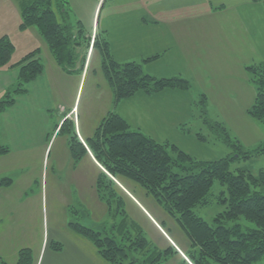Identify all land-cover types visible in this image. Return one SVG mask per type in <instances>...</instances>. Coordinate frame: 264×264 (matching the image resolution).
Returning <instances> with one entry per match:
<instances>
[{
    "label": "rangeland",
    "instance_id": "1",
    "mask_svg": "<svg viewBox=\"0 0 264 264\" xmlns=\"http://www.w3.org/2000/svg\"><path fill=\"white\" fill-rule=\"evenodd\" d=\"M55 1L63 2L70 23L76 26L80 22L88 34L97 35L99 42L104 35L112 57L118 54L117 46L119 51L124 48L128 52V48L125 49L129 46L128 39L135 33L142 34L141 28L158 25L159 21L155 20L163 22L169 15L182 19L183 15L189 17L212 7L225 10L192 20V26H198L200 31L197 57L195 54L192 60L185 59L187 62L182 65L166 56L154 64L158 76L184 78L189 83L188 88L165 86L154 92L140 89L115 103L101 70L100 45L88 50L83 75L80 66L84 48L78 49L79 57L73 66L76 69L63 74L46 99L52 131L45 156L21 160L20 165L6 175L15 181L14 188L0 190L1 258L13 264L18 251L28 248L37 264H110L95 254L90 240L77 233L71 223L102 230L118 227L124 219L128 229L142 230L151 249L175 247L178 254L171 251L166 260L161 258L160 264H189L191 261L186 254L192 250L191 240L161 203L135 181L122 180L129 192L120 181L116 182L126 191L122 194L126 213L121 214L114 204L109 209L95 189V178L102 167L92 153L89 155L88 149L75 160L66 144L67 136L57 131L53 136L52 133L62 116L74 106L75 127L81 136L92 134L108 111L115 110L131 130H139L158 143L175 145L196 160H213L233 151L232 146L220 139L222 133L213 125L214 121L226 126L230 137L238 139L244 149L257 147L264 140V122L248 113L255 100V87L246 67L264 65V0ZM20 8L19 0H0V38L6 36L14 45L11 62L20 60L32 49L43 51L47 45L39 32L42 40L37 38L36 42L32 37L36 35L35 26L20 28ZM159 14L168 15L155 19ZM215 27H221L227 35L215 33L212 30ZM206 45L208 52L214 50V53L199 58L203 54L200 48ZM141 48L134 45L129 52H142ZM160 69H163L161 75ZM142 70L146 72V64ZM3 78L0 74V84ZM4 93L0 90V98ZM73 117L70 120L74 121ZM32 126L38 127L35 122ZM4 133L0 122L2 140ZM7 157L2 163L8 162L10 156ZM237 168L257 173L264 168V154L236 159L230 169ZM30 177L33 179L28 185ZM220 188L216 181L211 191L216 193ZM221 210L223 207L215 203L195 208V212L209 222ZM239 222L253 226L243 218ZM114 232L119 237L118 231L114 229ZM135 264L151 263L138 260Z\"/></svg>",
    "mask_w": 264,
    "mask_h": 264
},
{
    "label": "trees",
    "instance_id": "2",
    "mask_svg": "<svg viewBox=\"0 0 264 264\" xmlns=\"http://www.w3.org/2000/svg\"><path fill=\"white\" fill-rule=\"evenodd\" d=\"M19 1L20 28L35 26L54 60L65 72L75 68L79 48H84L81 57L84 60L80 66L83 70L88 50L100 45L101 70L115 103L140 89L154 92L165 86L188 88L189 83L184 78L157 77L144 72L140 62L114 59L108 53L104 36L99 42L97 35L92 37L88 34L80 22L75 26L67 20L68 13L63 2ZM13 51V43L6 36L1 37L0 68L18 67V75L15 85L0 98V113L13 106L15 96L25 93L27 84L40 76L44 69L39 48L12 63ZM246 68L255 87V100L248 113L264 122V65H249ZM213 125L220 129L223 135L220 139L233 147L232 153L213 160L193 159L175 145L158 143L139 130H131L115 110L108 111L93 133L84 139L86 147L76 134L74 121L66 117L55 129L67 136L66 143L75 160L89 149L102 167L94 185L109 209L114 204L121 214L126 213L122 187L127 192L129 190L122 180L135 181L161 203L179 221L191 240L192 250L185 253L191 264H211L209 260L219 264H264V168L257 173L243 168L230 169L236 159L264 154V140L257 147L246 150L238 139L230 137L226 126L215 121ZM8 152V146L0 145V155ZM216 181L221 188L214 193L211 190ZM12 182L10 177L1 178L0 187L9 186ZM214 203L222 206L223 210L217 212L211 222L195 212L196 207ZM240 218L253 226L240 223ZM71 226L90 240L99 256L110 264H135L138 260L160 264L161 258L166 260L171 251L178 254L172 245L165 250L151 249L142 230L128 229L124 219L118 227L110 229L95 230L80 223H71ZM152 254L153 258L150 257ZM0 264L7 263L0 257ZM13 264L37 263L30 249L21 248Z\"/></svg>",
    "mask_w": 264,
    "mask_h": 264
},
{
    "label": "crops",
    "instance_id": "3",
    "mask_svg": "<svg viewBox=\"0 0 264 264\" xmlns=\"http://www.w3.org/2000/svg\"><path fill=\"white\" fill-rule=\"evenodd\" d=\"M221 8H223V6ZM215 9L219 8L212 7L207 10H200V12L202 13H192L189 14V17L183 15L182 19L177 18L173 15H169V17H166V15L168 14H166L165 16L164 14H159V16L155 17V19H161L162 17H166L164 18L163 22H161L160 20H155L156 22L159 21L160 23L158 22V25L155 26H146L145 28H141L142 34L135 33L131 36L132 38L128 39L129 41L127 42L129 46L127 45V47L125 48H128V52H125L124 48H121L119 51L117 46L118 54L116 56L114 55L113 57L117 61L121 62L135 61L140 62L141 64L143 63V65L146 64V73L148 72V74L150 73L154 76L160 77L158 76V74L155 73L154 65L155 62L159 61V59H165L166 56H168L169 58H171V60L178 62L180 61V63L182 62V65H184L183 62H187V59L192 60L191 56L194 57L196 51L198 50L197 44L199 42L200 31L198 29L199 27L192 26L191 22L195 18L197 20L201 19L204 14L209 16L210 14L225 10L224 8L222 10ZM179 16L180 15H178V17ZM182 22H185L186 24L182 25ZM228 23L232 24L231 22ZM212 30H214V32L217 34H221L222 36L227 35L221 27H215ZM35 34L36 35H32V37H34L37 42V38H40L37 28L35 30ZM118 42L119 41H117V43ZM134 45L141 46L142 52L139 51L138 53L131 54V52L129 51ZM200 49L203 51V54H201L199 58H202L204 54L214 53V50L208 52L210 49L207 50V45L204 48ZM215 57H212V59H215ZM39 58L42 62L44 59V69L42 74L38 76L35 80L27 84V90L25 93L18 94L15 96V102L13 106L7 108L5 111L0 113V122L2 124V130L5 132L4 139L2 140L0 138V145L9 147L8 153L0 155V179L3 177H8L6 175L10 174V171L16 169V166L20 165L21 160L29 161V158H32L33 160L35 159V156L36 158H43L46 154L49 142L51 140L50 132L52 131V126L49 123L48 119L50 107H48V102L46 101V99L49 93L51 92L52 88L58 86L57 80L62 79L63 74H66L67 72L62 70V68L54 60V57L50 53V50L47 45L45 50H40ZM190 63L193 62L191 61ZM84 69L82 70V75ZM162 71L163 69H160L158 71L159 75L162 74ZM0 74L4 77L3 82H1L0 84V90L2 92L6 91L8 88H11L12 85L15 84L18 75V67H1ZM72 116H74L73 120L75 123L74 106L70 111H68L62 116L58 124H60V122L64 118L67 117L68 119H70L72 118ZM32 122H35L38 127H33ZM77 122L79 123L78 118ZM56 131L57 129H54L52 136L56 133ZM76 134L78 135L77 131ZM89 135L91 134L86 133V135L81 136L79 132L78 138L85 145L84 138ZM14 154H17L16 156L19 157H13ZM89 155H91L90 151ZM7 156H10L8 162L2 163V160L8 158ZM10 159L13 160L11 161ZM32 179V177L28 178V185L30 184V181ZM12 181L13 182L11 185L0 187V190L4 188L12 190V188H14L16 184L13 179ZM179 252L183 253L181 250H179ZM95 254L99 256L98 253ZM100 260L102 261V259Z\"/></svg>",
    "mask_w": 264,
    "mask_h": 264
}]
</instances>
